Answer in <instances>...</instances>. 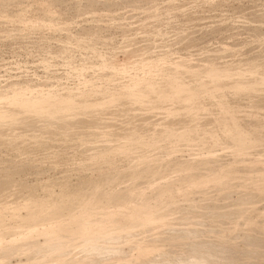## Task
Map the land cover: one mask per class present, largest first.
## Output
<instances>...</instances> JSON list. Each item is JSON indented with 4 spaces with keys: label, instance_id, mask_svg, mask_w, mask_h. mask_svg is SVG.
Returning a JSON list of instances; mask_svg holds the SVG:
<instances>
[{
    "label": "rangeland",
    "instance_id": "1",
    "mask_svg": "<svg viewBox=\"0 0 264 264\" xmlns=\"http://www.w3.org/2000/svg\"><path fill=\"white\" fill-rule=\"evenodd\" d=\"M0 107V264H264V0H0Z\"/></svg>",
    "mask_w": 264,
    "mask_h": 264
},
{
    "label": "bare ground",
    "instance_id": "2",
    "mask_svg": "<svg viewBox=\"0 0 264 264\" xmlns=\"http://www.w3.org/2000/svg\"><path fill=\"white\" fill-rule=\"evenodd\" d=\"M207 65V64H206ZM208 66V65H207ZM252 68L253 67H251V68H249V69H246V70H244V71H242V72H240L235 78H234V80H232V84L234 85V86H240V85H243V86H246V87H249V86H251L252 84H256L257 83V81H255L254 82V80H249V78H250V76H251V73H252ZM214 69V68H213ZM212 69V70H213ZM254 69V68H253ZM204 70H207L206 68L204 69ZM217 70V69H216ZM205 72V71H204ZM208 72H209V70H208ZM213 72V71H212ZM211 72V73H212ZM210 73V72H209ZM210 73V74H211ZM208 74V73H207ZM218 74V73H217ZM220 74V73H219ZM217 75V76H220V75ZM222 74H223V72H222ZM216 74H212L211 75V78L212 77H214ZM206 76V75H205ZM208 76V75H207ZM227 76V75H226ZM200 78H202V77H200ZM257 79V78H256ZM255 79V80H256ZM203 82V81H202ZM179 83V82H178ZM177 83V84H178ZM231 83V82H230ZM46 92V91H45ZM24 96H26V95H23V97ZM31 96V95H30ZM22 97V96H21ZM28 97V96H27ZM11 98V97H10ZM15 98V97H14ZM15 99H18V98H15ZM19 99H21V98H19ZM14 100V99H13ZM22 100V99H21ZM20 100V101H21ZM41 99L39 98V99H35V98H33V96L31 97V98H23V100H22V102H21V104H22V106L23 107H33L34 105H35V103L34 102H36V101H40ZM16 101H19V100H16ZM19 101V102H20ZM34 103V104H33ZM1 108V107H0ZM13 115V114H12ZM1 118V117H0ZM228 119V118H227ZM244 129V128H243ZM247 131V130H246ZM244 132H239V133H237V135H236V137L235 138H232V142H231V145H232V147L233 148H235V149H237L238 151H242V149H243V147L245 146V143L247 142V140L245 139V137H244V134H243ZM196 140H199L200 138H195ZM259 139V138H258ZM255 140H256V138H255ZM215 146V145H214ZM230 146V145H229ZM216 152H217V150H216ZM207 153H208V155L211 157V159L214 157V155H215V150L213 149V150H211V149H208L207 150ZM241 154V153H240ZM256 155V154H255ZM259 156H261V155H259ZM240 157V156H239ZM239 159V158H238ZM207 160H210V159H207ZM213 160H214V158H213ZM210 163V162H209ZM214 163V162H213ZM207 164H208V162H207ZM211 164V163H210ZM201 165H202V163H201ZM204 165V164H203ZM199 166V165H198ZM208 167V166H207ZM249 168V167H248ZM199 169V168H198ZM209 169H210V165H209ZM209 169H207V170H209ZM250 169V168H249ZM249 169H248V171H249ZM252 169H254V168H252ZM238 170H240V169H238ZM242 171H244V170H242ZM258 171V170H257ZM194 172V171H193ZM199 172V171H198ZM223 172V171H222ZM228 172H229V170H228ZM202 173V172H201ZM227 173V172H226ZM198 175H200V174H198ZM190 176V175H189ZM196 176V175H195ZM202 176V175H201ZM200 176V177H201ZM242 176V175H241ZM246 176V175H245ZM186 177V176H185ZM197 177V176H196ZM199 177V176H198ZM220 177H221V175H220ZM261 177V176H260ZM259 177V178H260ZM188 178V177H187ZM242 178V177H241ZM244 178V177H243ZM263 178V177H262ZM189 179V178H188ZM232 179V178H231ZM189 180H191V179H189ZM217 180V179H216ZM233 180V179H232ZM264 180V179H263ZM214 181V180H213ZM260 181V180H259ZM236 182V181H235ZM240 183H242V182H240ZM248 184V183H247ZM254 184V183H253ZM263 184V183H262ZM256 186V185H255ZM249 187V186H248ZM254 196H256V195H254ZM263 196V195H262ZM245 198V197H244ZM252 202V201H251ZM244 204V203H243ZM250 206V205H249ZM176 207V206H175ZM252 207V206H251ZM248 208V207H247ZM253 208V207H252ZM244 209H246V208H244ZM243 209V210H244ZM170 212H171V210H169ZM168 211V212H169ZM256 212V211H255ZM82 213V212H81ZM260 213V212H259ZM85 214V213H84ZM89 214V213H88ZM86 215L85 216V219H88V217H90L89 215ZM198 214V213H197ZM209 214V213H208ZM99 215V214H98ZM105 215V214H104ZM139 215V214H138ZM172 215V214H171ZM260 215V214H259ZM180 216V215H179ZM199 216V215H198ZM197 216V217H198ZM258 216V215H257ZM80 217V216H79ZM87 217V218H86ZM139 217V216H138ZM240 217V216H239ZM130 218V217H129ZM148 218V219H147ZM144 221H148V222H151V223H153V222H156V223H164V221H165V223H167L166 221H168L169 222V220H170V218H166L165 217V213H161V212H159V213H156V214H154V215H152V216H149V217H147ZM174 218V217H173ZM176 218V217H175ZM79 219V218H78ZM85 219H83V222H84V220ZM94 219V218H93ZM143 219V218H142ZM172 219V218H171ZM212 219V218H211ZM239 219V218H238ZM76 220V219H75ZM89 220V219H88ZM87 220V221H88ZM161 220V221H160ZM251 220V219H250ZM78 221V220H77ZM93 221V220H92ZM138 221V220H137ZM139 221H140V219H139ZM158 221V222H157ZM172 221V220H171ZM212 221V220H211ZM245 221V220H244ZM80 222H82V220L80 221ZM98 222V221H97ZM205 222V221H204ZM214 222V221H213ZM140 223V222H139ZM245 223V222H244ZM81 224V223H80ZM127 224H128V222H127ZM146 224V223H145ZM211 224V223H210ZM215 224V223H214ZM217 224V223H216ZM246 224V223H245ZM249 224V223H248ZM78 225V224H77ZM153 225V224H152ZM151 225V227L153 228V226ZM156 225V224H155ZM168 225V224H167ZM230 225L232 226V224L230 223ZM63 226H64V224H63ZM137 226H139V225H137ZM143 226H144V224H143ZM162 226H164V225H162ZM166 226V225H165ZM181 226H182V224H181ZM134 227V226H133ZM146 227V226H145ZM144 227V228H145ZM149 227V226H148ZM156 227V226H155ZM155 227H154V229H155ZM143 228V229H144ZM150 228V227H149ZM152 228H150V229H152ZM166 228V227H165ZM146 229H148V228H146ZM227 229V228H226ZM231 229V228H230ZM122 230V229H121ZM220 230V229H219ZM224 230V229H223ZM232 230V229H231ZM54 231V230H53ZM62 231V230H61ZM177 231V230H176ZM199 232V231H198ZM47 233V232H46ZM53 233V232H52ZM222 233H223V231H222ZM48 234V233H47ZM177 234V233H176ZM220 234H221V232H220ZM225 234V233H224ZM129 235V234H128ZM161 235V234H160ZM223 234H221L220 235V237L222 236ZM124 236V235H123ZM155 236V235H154ZM218 236V235H217ZM143 237V236H142ZM196 237V236H195ZM216 237V236H215ZM180 238V237H179ZM225 238V237H224ZM160 239V238H159ZM136 241V240H135ZM157 241V240H156ZM216 241V240H215ZM221 241V240H220ZM155 242V241H154ZM231 243V242H230ZM157 245V244H156ZM191 245V244H190ZM196 245V244H195ZM207 245V244H206ZM90 246V245H89ZM154 246V245H153ZM152 246V247H153ZM161 246V245H160ZM159 246V247H160ZM188 246V245H187ZM194 246V245H193ZM200 246V245H199ZM212 246V245H211ZM211 246H210V248H211ZM220 246H221V244H220ZM91 247V246H90ZM136 247V246H135ZM206 246H204V248H205ZM213 247V246H212ZM215 247V246H214ZM218 247V246H217ZM226 247V246H225ZM150 248V247H149ZM185 248H186V246H185ZM190 248V247H189ZM193 248V247H192ZM197 248V247H196ZM199 248V247H198ZM197 248V249H198ZM209 248V249H210ZM106 249V248H105ZM152 249L153 248H151V250H148V249H143V251L142 252H144L145 253V255L147 254V253H150L151 251H152ZM159 249V248H158ZM194 249V248H193ZM212 249V248H211ZM211 249H210V251H211ZM225 249V248H224ZM205 250V249H204ZM114 251V250H113ZM191 251V250H190ZM198 251V250H197ZM217 251V250H216ZM224 251V250H223ZM109 252H111V250L109 251ZM109 252H108V254H109ZM153 252V251H152ZM196 252V251H195ZM213 252V251H212ZM74 253V252H73ZM73 253H72V255H73ZM186 253V252H185ZM194 253V252H193ZM192 253V254H193ZM209 253H211V252H209ZM218 253V252H217ZM222 253H224V252H222ZM112 254V253H111ZM110 254V255H111ZM117 254V253H116ZM151 254V253H150ZM190 254V253H189ZM198 254V253H197ZM225 254H227V253H225ZM233 254V253H232ZM75 255V254H74ZM73 255V256H74ZM188 255V254H187ZM191 255V254H190ZM200 255V254H199ZM199 255H197V256H199ZM207 255V254H206ZM219 255V254H218ZM218 255H216V256H218ZM76 256V255H75ZM120 255H118V257H119ZM196 256V255H195ZM197 256H196V258H197ZM201 256V255H200ZM211 256V255H210ZM229 256V255H228ZM227 256V257H228ZM72 257V256H71ZM189 257V256H188ZM204 257V256H203ZM234 257V256H233ZM59 258H62V257H59ZM64 258V257H63ZM62 258V259H63ZM73 258V257H72ZM117 258V257H116ZM146 258V257H145ZM144 258V259H145ZM182 259H183V257H181ZM191 258H194L193 257V255H192V257ZM199 258H201V257H199ZM224 258V257H223ZM54 259V258H53ZM52 259V260H53ZM61 259V260H62ZM65 259V258H64ZM64 259H63V261H64ZM69 259H70V257H69ZM75 259H77L76 257L74 258V260ZM143 259V258H142ZM228 259V258H227ZM55 260V259H54ZM60 260V259H59ZM67 260V259H66ZM117 260V259H116ZM118 260H120V259H118ZM228 261V260H227ZM157 263V262H156ZM227 263V262H226ZM144 264V263H143Z\"/></svg>",
    "mask_w": 264,
    "mask_h": 264
}]
</instances>
